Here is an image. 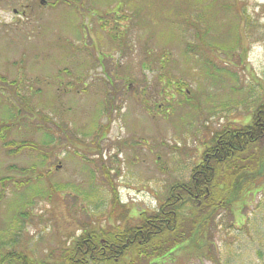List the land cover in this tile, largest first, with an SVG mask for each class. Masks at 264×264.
<instances>
[{
	"label": "rangeland",
	"instance_id": "obj_1",
	"mask_svg": "<svg viewBox=\"0 0 264 264\" xmlns=\"http://www.w3.org/2000/svg\"><path fill=\"white\" fill-rule=\"evenodd\" d=\"M263 100L264 0H67L0 28V264H60L84 228L154 211ZM251 181L205 202L206 226L183 206L189 240L136 264H264V179Z\"/></svg>",
	"mask_w": 264,
	"mask_h": 264
},
{
	"label": "trees",
	"instance_id": "obj_2",
	"mask_svg": "<svg viewBox=\"0 0 264 264\" xmlns=\"http://www.w3.org/2000/svg\"><path fill=\"white\" fill-rule=\"evenodd\" d=\"M263 141L264 100L253 111L248 125L231 123L213 134L210 146L204 149L199 164L193 167L189 181L174 186L154 211L141 213L130 225L126 221L122 229L96 231L84 228L71 246L65 248L60 264H120L128 254L132 256L130 263L136 264L166 255L189 240L185 230L188 223L190 227L192 223L191 218H182L180 210L183 206L188 205L190 211L194 208L199 221L206 226L211 217H204L210 207L205 202L211 203L213 199L221 207L225 192H229L234 200L238 195L234 193V181L239 177H246V181L251 182L264 179V172L260 171L264 158L253 157ZM252 164L259 168L252 169ZM2 261L36 264L23 252H9Z\"/></svg>",
	"mask_w": 264,
	"mask_h": 264
},
{
	"label": "flooded vegetation",
	"instance_id": "obj_3",
	"mask_svg": "<svg viewBox=\"0 0 264 264\" xmlns=\"http://www.w3.org/2000/svg\"><path fill=\"white\" fill-rule=\"evenodd\" d=\"M63 4L66 5L67 0H0V16L1 14L12 15L8 22H6L8 18H6L5 21L4 17L1 16L3 19L0 18V28L5 30L7 27L13 28L23 21H30L36 11H47L49 9L58 8ZM117 6H120V3L115 5V7L107 8L108 11L103 12L104 17L98 14L99 18H109V16L113 13L112 10ZM78 8H80L81 11H89V7L87 6L79 5ZM104 24H106V22H104ZM103 27H105V25H103Z\"/></svg>",
	"mask_w": 264,
	"mask_h": 264
}]
</instances>
